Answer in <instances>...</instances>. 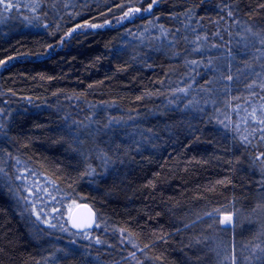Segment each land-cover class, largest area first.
<instances>
[{"label":"trees","instance_id":"16d2710c","mask_svg":"<svg viewBox=\"0 0 264 264\" xmlns=\"http://www.w3.org/2000/svg\"><path fill=\"white\" fill-rule=\"evenodd\" d=\"M0 9V264H40L65 236L17 182L45 191L59 228L72 202L96 211L104 233L63 264L121 261L123 245L142 264H264V125L249 115L264 90L248 87L264 84V0Z\"/></svg>","mask_w":264,"mask_h":264},{"label":"rangeland","instance_id":"374dc122","mask_svg":"<svg viewBox=\"0 0 264 264\" xmlns=\"http://www.w3.org/2000/svg\"><path fill=\"white\" fill-rule=\"evenodd\" d=\"M1 10L2 9H0V24L4 23V21L6 20V17L8 16L6 12H1ZM143 136L146 137L148 141L151 138L147 133L143 134ZM146 139L144 140L145 142H147ZM16 185H17L18 190L15 191V196L17 197L18 201L23 205V207L26 208L28 212L35 218V222L37 224H39L38 222H40L42 224H46L47 226L49 224H55L56 228L51 229V230L54 231V230L59 229L65 235V236L61 235L62 237L55 238V242L57 244L53 243L52 245L53 253L51 255H47L46 258L40 264H63L62 262L63 259L70 256L71 253L74 252L72 249L76 247V242H75L76 239H81V241H87V239H89V237H91L93 234L104 233V232L99 231V226H96V228L92 232L76 234V235L71 231L70 227H67L64 225V227L59 228V226H61L59 223L62 222L63 215L61 216L60 210L53 207V205L51 206L48 202L42 200L46 195L45 191L42 192L40 190H36L32 192V195H29V193L26 191L25 192L26 194H23L22 187H20V184L17 182ZM77 204L78 203L72 202L71 205H69L68 210H67V215H66L67 220H68L71 210ZM41 209H43V213L41 214V217L38 220L36 213L40 212ZM44 214H47V215H44ZM225 217H231V219H225ZM52 218H54V220ZM45 220H48L49 223H45L44 222ZM51 220H53L54 222L51 223ZM221 222L225 226H228L233 223V218L230 214H223ZM93 232H96V233H93ZM66 237H69V239ZM58 241H61V242L59 243ZM70 245H73V248H71ZM123 249L125 250L124 253L128 251L126 253L127 256L123 260L121 261L116 260V262L114 263L113 262L107 263L100 259V262L103 264H142V262L140 261L137 255L138 250L136 251H134L133 249L128 250V247L124 245H123ZM125 260H128L129 263H125Z\"/></svg>","mask_w":264,"mask_h":264},{"label":"water","instance_id":"95a60500","mask_svg":"<svg viewBox=\"0 0 264 264\" xmlns=\"http://www.w3.org/2000/svg\"><path fill=\"white\" fill-rule=\"evenodd\" d=\"M69 226L77 233L93 231L98 223L97 213L94 208L87 203H79L74 206L68 217ZM76 223L80 227H73Z\"/></svg>","mask_w":264,"mask_h":264},{"label":"snow or ice","instance_id":"6c2138e0","mask_svg":"<svg viewBox=\"0 0 264 264\" xmlns=\"http://www.w3.org/2000/svg\"><path fill=\"white\" fill-rule=\"evenodd\" d=\"M2 2H3V0H0V3H2ZM11 7H12L11 4H7L6 5V8H11ZM229 15H231V12H229ZM93 27H95V25H93ZM259 43L260 44H264V38H261L259 40ZM192 63H195V61H193ZM228 79L231 80L232 77L229 76ZM248 87L249 88H253V89L255 87H261V89L264 90V84L258 85L255 82H253V84L248 85ZM249 115L251 116L253 122H255V123L259 124V125H264V105H262L259 110H257L256 108H253L252 111H251V113ZM259 130L261 131L262 135H264V127L260 128ZM19 178L20 177H18V179ZM42 190L43 189H41V191ZM27 191L29 192V195H32V192H33V189L32 188L27 189ZM37 195H38V193H37ZM42 213H43V209H41L40 212L36 213L38 220L40 219ZM44 215H47V214H44ZM225 219H231V217H225ZM44 222L45 223H49L48 220H45ZM49 226L50 227H56L55 224H49ZM73 227H80V225L74 223L73 224ZM97 242H99V241H97Z\"/></svg>","mask_w":264,"mask_h":264}]
</instances>
